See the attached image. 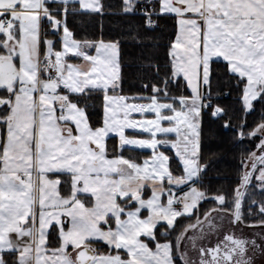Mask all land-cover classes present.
Masks as SVG:
<instances>
[{
	"label": "snow or ice",
	"instance_id": "1",
	"mask_svg": "<svg viewBox=\"0 0 264 264\" xmlns=\"http://www.w3.org/2000/svg\"><path fill=\"white\" fill-rule=\"evenodd\" d=\"M113 7L0 0V264L264 260V0H121L108 14L139 16L129 37L138 43L161 47V37L140 29L174 22L166 58L143 65L151 70L146 96L123 94L120 39L81 40L70 30V17ZM214 81L218 91L238 93L243 116L234 139L254 149L241 151L231 194L209 196L198 187L210 167L203 112L228 114L213 106ZM94 93H102L95 121ZM257 103L262 112L250 127ZM112 136L118 144L110 146ZM135 149L151 155L125 156ZM209 200L215 206L201 213ZM245 228L251 236L236 235Z\"/></svg>",
	"mask_w": 264,
	"mask_h": 264
},
{
	"label": "trees",
	"instance_id": "2",
	"mask_svg": "<svg viewBox=\"0 0 264 264\" xmlns=\"http://www.w3.org/2000/svg\"><path fill=\"white\" fill-rule=\"evenodd\" d=\"M105 4H112V9H106L105 15L98 14H82L69 18V27L75 34L77 39L99 40L103 38L108 40H121V57H122V74L123 94L133 95H149L142 89V83L148 82L151 78V70L143 67L151 59L159 57L163 61L165 57L164 45L167 44L168 38L173 31L174 22L170 19L162 18L159 23L161 29L155 32L145 33L140 29L141 36L161 37L159 48H153V41L144 40L138 43L129 37L137 30V26L142 24L139 16H122L108 14L109 12H119L118 5L121 0H103ZM230 91V95H224L223 92ZM92 107L90 111L94 112L92 119L97 120L102 115V93H94L90 102ZM220 106L227 110V116L224 119L212 117L211 110L205 109L202 119V150L205 161L210 164L207 175L202 185H198L201 190H205L209 196L217 193L218 190L231 194L232 188L237 181V169L239 156L243 149H254V144L248 141L244 143H236V126L240 123L243 116L241 110V101L238 93L234 89L222 87L221 91L217 90L215 81L213 82V106ZM262 112V106L257 103L256 111L247 116V123L250 127L255 126L259 122ZM154 116V114H146ZM137 116H140L137 114ZM225 122L231 126L224 127ZM133 130H128V134H132ZM146 135V134H145ZM258 142V141H257ZM108 143L110 146L118 144V138L112 136ZM166 154L172 155L170 149L161 148ZM125 156H134L141 161L151 155L149 149H135L132 152H125ZM257 199L262 197L257 196ZM213 201H205L200 206V212L214 207ZM247 208V204H245ZM189 221L182 220L181 223Z\"/></svg>",
	"mask_w": 264,
	"mask_h": 264
},
{
	"label": "flooded vegetation",
	"instance_id": "3",
	"mask_svg": "<svg viewBox=\"0 0 264 264\" xmlns=\"http://www.w3.org/2000/svg\"><path fill=\"white\" fill-rule=\"evenodd\" d=\"M231 230H232V229H231V227H230L229 230H225V229H224V232L231 231ZM251 233H252V230L247 229V228H245V229L243 230V233H241V231H240L239 229L236 230V235H237V236H240V235L251 236ZM223 234H224L223 232L220 234V238L223 237ZM215 242H216V237L213 236V237H212V243L214 244ZM193 255H195V254H193ZM257 264H258V262H257Z\"/></svg>",
	"mask_w": 264,
	"mask_h": 264
},
{
	"label": "crops",
	"instance_id": "4",
	"mask_svg": "<svg viewBox=\"0 0 264 264\" xmlns=\"http://www.w3.org/2000/svg\"><path fill=\"white\" fill-rule=\"evenodd\" d=\"M93 54H94V51H93ZM70 62H72V63H80V61H79L78 59H76V58H72V59L70 60ZM133 118H135V119H140L141 117H140V116H137V114L134 113V114H133ZM146 118L151 119V118H154V116H147V115H146ZM127 131H128V130H127Z\"/></svg>",
	"mask_w": 264,
	"mask_h": 264
},
{
	"label": "rangeland",
	"instance_id": "5",
	"mask_svg": "<svg viewBox=\"0 0 264 264\" xmlns=\"http://www.w3.org/2000/svg\"><path fill=\"white\" fill-rule=\"evenodd\" d=\"M230 227H231V226L228 225L227 222H225V228H224V229H225V230H229ZM257 262H258V264H264V260H258Z\"/></svg>",
	"mask_w": 264,
	"mask_h": 264
}]
</instances>
